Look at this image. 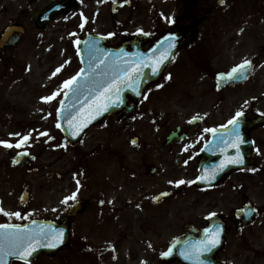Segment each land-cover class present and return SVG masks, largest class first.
Segmentation results:
<instances>
[{
    "label": "flooded vegetation",
    "instance_id": "af4514ba",
    "mask_svg": "<svg viewBox=\"0 0 264 264\" xmlns=\"http://www.w3.org/2000/svg\"><path fill=\"white\" fill-rule=\"evenodd\" d=\"M54 1L61 0H11V13L0 10V24L3 25L8 16L11 20L7 23L8 27L14 25L24 30L25 36L19 43L25 50L27 46L36 44V36L41 38L47 31L62 37L71 27L78 24L76 13L83 11L88 3L86 0H76L75 10L71 12L72 17H69V14L61 15L56 20L59 21L58 24L54 21L42 30L37 29L34 25L35 15ZM93 1L91 0L92 4ZM157 1L159 2L158 13L155 16L157 24L154 27L159 32L152 34L182 36L190 28L195 30L187 44L178 50L182 61L207 60L211 57L212 46L216 42L220 41L223 46H231L239 39L246 41L257 34L256 29L259 25H264V0H224L226 5L237 10L235 25L242 32L235 36L229 32L232 26L228 25V22L221 25L218 22L219 19L226 17V14L219 12L212 5V0ZM93 15L91 13V19ZM90 18H86L84 25L82 21L80 22L78 30L80 36ZM201 18L204 22L201 24L199 21L197 26V21ZM52 24L55 27H50ZM204 24L207 30L203 33L197 31ZM30 27H34L35 34H29ZM212 27L220 30V39H211ZM228 35L230 36L227 37ZM69 36L71 39H62L60 46L52 48L53 53L40 54L39 58L33 54L15 53L16 50L10 48L0 55V115L6 109L9 124L14 128L6 133L0 129V142L14 143L20 137L19 130H16L18 122L14 123L13 115L9 111L15 110L20 90H28L35 84V66L45 75L48 73L46 68L51 62L47 55L53 56V61H60V55L64 56V61L78 60L70 48L73 45L72 40L79 43L80 36L78 39L76 35ZM27 38L28 43L25 40ZM117 39L114 34L105 37V45L111 48L125 45L126 50L130 51V46L127 45L129 38L124 37L119 41ZM153 40H155L153 37L144 38L142 50H147ZM64 49L67 50L66 53H62ZM258 61L259 57L253 59V71L248 82L243 86L233 87L240 89L236 95L233 94L234 89H231L229 98L227 89L216 93L210 111L196 119L194 125L186 127V140L172 146L181 156H190L184 166L190 168L193 173L197 172L200 166H204L208 172L224 171L207 189H196L190 183L189 186L193 189L188 193V198H179L183 206L178 211L186 212V217L179 219L176 228L170 229L172 238L165 246H169L176 239L186 238L189 244V264H264V125H251L256 117L264 115V70H260ZM204 78L208 79L207 76ZM62 80L63 77H60L57 84ZM199 86L200 82L191 83L190 89L193 91ZM250 94H254L250 105L244 104L243 99ZM237 113H241L238 118ZM229 121H236L239 124L238 129L242 135L237 134L233 142H228L227 137L223 138L224 140H214L213 146L209 148L212 157L202 156L201 152L213 132L209 130H225L231 125ZM239 135L241 138L243 136L247 138L248 143L237 140ZM7 150L10 152L11 148ZM238 160L242 163H234ZM244 164H247L246 168H243ZM6 185L3 188L0 184V204L3 201L2 195H6L7 202L16 195V191L10 189L9 183ZM52 185V182H44L39 187L38 194L43 196L44 201L51 197L50 210L60 214L62 219L66 216L69 205L64 206L62 212L56 211L55 197L66 196V191H69V195L72 194L74 187L70 183L61 188ZM180 190L181 184H177L176 194H186ZM109 191L105 186L81 187V196L78 199L82 203L81 211L73 222L77 236L63 252L74 248L76 264H180L166 263L161 259L165 251L164 244L158 242L161 238L162 215L157 216L160 225L159 223L156 225V230L153 225L154 219L146 216L129 215L125 217L124 223L116 226L114 209L110 207L108 200ZM45 219L55 220L48 217ZM166 226L172 227L168 222ZM148 234L151 240L145 241L144 238H147ZM213 239L218 241L215 246L211 244Z\"/></svg>",
    "mask_w": 264,
    "mask_h": 264
},
{
    "label": "rangeland",
    "instance_id": "374dc122",
    "mask_svg": "<svg viewBox=\"0 0 264 264\" xmlns=\"http://www.w3.org/2000/svg\"><path fill=\"white\" fill-rule=\"evenodd\" d=\"M131 1L138 7L139 11L148 0ZM109 2L110 0H94V4H92L91 0H86V3H88L85 5L88 8L87 13L91 14L95 12L99 15L98 27L103 32L115 29V23L119 24L116 31L120 34L126 30V27L128 28L127 33H123L126 36L146 30V23L148 24L147 21L149 19L143 10H141V13H134L132 19H125L129 11L123 9L118 12L119 14L114 21L109 17ZM1 6L11 10V2L7 0H2ZM6 19V23H8L10 21L8 16ZM109 20H111L112 25L109 24ZM144 20L146 21L145 23ZM3 25H0V27ZM205 30H207V26L204 24L200 28V32L203 33ZM256 32L258 39L251 42H244L242 46L233 45L230 50L223 51L217 57L214 54L213 69L229 68L239 61L250 59L252 55L264 57V28L256 29ZM40 47L42 48L43 45ZM239 48H242L244 52L240 53ZM24 50L25 47L23 46L21 50H18V53H23ZM217 50L218 52L221 51V45H217ZM47 57L52 59L51 55H47ZM176 66L177 63L171 69H175ZM260 68L264 70V64L260 63ZM148 95H150L148 96V101L132 119L127 122H120L114 117L109 118L107 122L109 128L107 126H100L90 130L80 145L71 148L53 130V122H55L54 120L51 121L52 115L54 114L53 107L43 105L40 100L41 97L46 96L45 92L42 93L39 86H36L28 92L20 90L16 105L17 108L14 110L15 115L12 120L19 123V128H16V130H19L20 134L21 131H24L25 135L19 139L17 144L20 145V150L29 149L32 151V154H40V159L35 166L42 168L51 167L54 174L67 172V180H70L69 172L71 173L73 171L74 175L77 164V157L75 155L79 151L83 152V154L92 151V155L97 157L90 160L91 171H93V168L99 167L100 170L106 172L105 174H98L96 181L108 184L111 188V196L116 207H121L119 212L115 214L114 219L115 225L119 226L125 221L126 216L122 207L125 205L127 199L138 197L139 190L137 188L140 187V184L147 185V192L149 195H153L160 191L171 189L173 183L179 180L181 175H186L184 173L185 171L180 169L182 168V162L180 161L178 164L175 162V150L172 149L169 151L164 149L161 140L169 129H174L177 125H182L185 119H189L195 115L193 113L195 112V101L192 97H189L186 81L179 84L176 90H170L161 94L159 102L151 94ZM212 96H205L203 100V104H205L203 111L209 109V103L213 101ZM157 118L159 119L157 122L158 125L153 120ZM0 129L5 133L14 129L13 125L9 124V120L3 115H0ZM29 133H34V135H28ZM27 136L28 139L25 141L24 137ZM133 137L137 138V144L135 146H131L129 143ZM3 144L6 143L0 144V184L4 188L9 183L10 189L14 192L17 187L21 191V188L27 185L34 195V202L28 210H21L19 206L20 218L18 222H23L26 218L33 219L41 214L45 215L50 213L51 211L48 207L52 205L51 197H48V202H44L38 192L40 191L39 187L45 181H58L55 175H44L45 171L34 175L28 174L26 170L10 171L8 169L10 168L8 164V153L4 151ZM103 157L109 159H104ZM143 163L153 165L157 168L158 174L155 178L147 175L146 166H144L145 169L140 168V165H144ZM2 166L4 167L2 168ZM135 171L138 172L137 175L139 177L133 180L129 177V172ZM89 178L88 181L93 182L92 178ZM145 194V192H142V195ZM1 197L5 203L3 205V212L9 214L17 213L18 210L15 208L16 204L13 199L7 202L6 195H2ZM58 199L60 202L61 197L59 196ZM177 204L178 202L174 200L166 205L171 210L170 215L175 213ZM7 217L15 218L16 216L11 215ZM163 236H167L166 230H164ZM70 258L75 259V254L69 253L65 259L60 257L57 260L41 258L37 261V264H67L64 262L65 260L69 262L68 264L71 262L75 264V260L70 261Z\"/></svg>",
    "mask_w": 264,
    "mask_h": 264
},
{
    "label": "snow or ice",
    "instance_id": "6c2138e0",
    "mask_svg": "<svg viewBox=\"0 0 264 264\" xmlns=\"http://www.w3.org/2000/svg\"><path fill=\"white\" fill-rule=\"evenodd\" d=\"M246 65H241L240 67L243 68ZM60 71V69H57V72ZM83 71V70H82ZM155 69H154V74H155ZM238 69H233V72L236 73ZM79 75L77 77H73L72 80H69L65 83V87H70L77 79H79ZM109 85H114L113 81H108L106 84H100L101 88H106L107 91L112 92V91H118V89L114 86H109ZM54 97L46 98L47 100H51ZM107 99H110L111 97L108 96L106 97ZM109 105H104V108L106 109ZM97 111H100V106H97ZM241 115V113H237V118ZM230 124H233L234 127L236 125V121H229ZM86 126V125H85ZM59 127V125H57ZM209 131H214V130H209ZM46 135V134H45ZM28 137H24V140L26 141ZM16 147H19L20 145L17 144L15 145ZM3 147L5 148H11L13 145L10 144H3ZM234 163H242V161H234ZM180 184L184 183V181H180ZM74 198V197H73ZM0 214H3L5 216H11L15 215L17 219L20 218L19 213H14V214H9L7 212H3L2 209H0ZM215 215V214H213ZM211 232V229L208 230ZM44 235H47V233H44ZM62 235V234H61ZM34 241H36V238L33 237L32 235L28 234V230L21 228L19 226H12L9 224H0V264H7V261L5 257H15L17 259H20L24 262V264H27L28 257L32 255L33 252H35L37 249L34 246ZM218 241L216 239H213L211 241L212 246H215ZM41 247H55V244H40ZM171 250H169V253H165V255H170ZM188 257H185L187 259ZM198 259V257H197Z\"/></svg>",
    "mask_w": 264,
    "mask_h": 264
},
{
    "label": "water",
    "instance_id": "95a60500",
    "mask_svg": "<svg viewBox=\"0 0 264 264\" xmlns=\"http://www.w3.org/2000/svg\"><path fill=\"white\" fill-rule=\"evenodd\" d=\"M71 111L72 109L67 107L62 109L64 119L61 122V128L64 134L67 136L69 142L76 143L79 140V137L81 136V132L75 131L76 124L72 120ZM118 111L119 108H112L108 114H113ZM169 139H172V135ZM24 157H25L24 155L18 156L14 161V165L22 166L26 164L28 160ZM22 228L27 229L28 234L36 238V241H34V246L36 247L37 250L32 253L28 261H32V259L35 256H37L39 253H46L52 255L61 248H63L62 246L59 249L55 250L54 247H47V246L41 247L40 244H45V245L55 244L56 241H58L56 246H61L62 244L64 245L67 244L69 240V231H68L67 222H63L60 226L39 223V224H31L27 227H22ZM44 233H47V235H44Z\"/></svg>",
    "mask_w": 264,
    "mask_h": 264
}]
</instances>
